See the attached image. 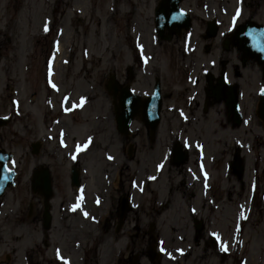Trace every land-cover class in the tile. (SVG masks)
Listing matches in <instances>:
<instances>
[{
	"label": "flooded vegetation",
	"instance_id": "af4514ba",
	"mask_svg": "<svg viewBox=\"0 0 264 264\" xmlns=\"http://www.w3.org/2000/svg\"><path fill=\"white\" fill-rule=\"evenodd\" d=\"M109 2L116 6L121 3L132 6V22L139 21L140 6L148 11L146 20L152 23L154 39L158 44L167 42L173 49H166L162 61L167 64L172 59V81H178L179 85L171 93L166 92L163 78L156 74L152 64L156 55L150 50L148 64L139 59L137 62L138 57L132 55V65L124 73H113L116 90L109 88L107 81L100 85L103 93L99 95L102 100L96 120L101 125L110 117L114 120L120 152L127 153L130 161L136 157L144 133L154 148L161 143L162 137V153L153 156V168L149 172L146 168H131L120 158L116 160V155L108 153V149L103 150L100 137L90 131L85 154L100 149L107 162L102 165L98 160L102 178L92 197H87L84 209L56 211L52 205L48 221L45 195L31 188L28 209L15 212L18 218L27 216L25 223L31 225H25L22 220L19 225L1 227L0 264H203L208 251L215 252L224 244L227 247L234 243L241 245L244 240L252 217V192L246 196L245 178L236 174L232 158L237 151L246 154L255 121L261 120L257 104L260 88L264 86V64L254 56L245 25L250 23L257 29L264 26V0ZM187 23L190 29H186ZM158 24L165 25L160 33ZM259 35H262L260 31ZM3 47L0 43V67ZM13 64L17 68L20 59L15 58ZM148 67L153 72L148 73ZM33 68L32 63L24 67V82L29 90L21 112L22 139L37 137L22 148V175L28 185L46 165L40 162L47 153L41 141L46 130L62 132L64 138L69 139L71 129L62 117H68L64 116L65 111L73 103V93L69 89L62 94L58 89H54V93L48 91L47 113L40 112L45 123V130L42 129L36 117L40 94ZM139 73L145 78L147 88H140ZM158 84L159 97H152ZM247 84H251L248 91ZM129 93L139 98L132 105V124L122 132L118 129L117 118L125 115L124 102ZM171 100L174 103H169ZM0 115H10L11 124L18 118L7 111ZM50 115H53L51 120ZM209 115L217 116L232 133L239 131L242 135L240 142L235 137L232 157L224 161L221 169L224 180L235 182L227 187L228 197L232 199L234 193L239 195L231 212L229 203L220 197L223 189L218 184L217 166L222 153L218 155L212 151L216 130L200 121ZM69 117L73 120L74 116ZM5 127L0 128V132ZM38 142L40 146L35 152L34 145ZM54 154L60 161L63 153L59 150ZM72 154L70 149L62 156L70 160ZM75 162L82 166L80 159ZM48 167L53 184L52 202L59 174ZM172 170L177 171L180 179L171 176ZM2 214L5 220L13 215L11 211L0 209ZM78 217L84 220L83 225L76 224ZM19 240L27 242L19 243Z\"/></svg>",
	"mask_w": 264,
	"mask_h": 264
},
{
	"label": "rangeland",
	"instance_id": "374dc122",
	"mask_svg": "<svg viewBox=\"0 0 264 264\" xmlns=\"http://www.w3.org/2000/svg\"><path fill=\"white\" fill-rule=\"evenodd\" d=\"M119 1L126 2L127 0ZM140 8L139 21L132 22L134 9L127 3L112 7L109 0H0V43L4 44L2 52L3 69L0 67L2 70L0 112L12 111L14 100L18 101L21 106L17 107L16 114L18 118L15 122L0 132V146L2 145L9 151L14 152L16 164L20 168L18 184L10 188L0 201V209L13 213L8 220L3 218V214L0 215V229L1 227L19 225L20 221L23 220L25 223L28 220L27 216L18 218L15 214L18 209L23 211L28 209L31 197L30 184H27L22 175V148L37 139L36 136H30L25 140L21 137L23 123L20 114L25 94L29 90L24 82L26 74L24 67L27 64L32 63L34 65L33 70L39 83L38 91L41 94L40 101L48 95L49 90L45 82L44 72L46 63L51 59L53 71L58 70L56 79L61 85L64 84L61 94L68 89L72 91L76 99V109L72 114L74 117L73 120L69 116L63 117V120L68 122L71 129L68 138L71 139L72 136L77 138L76 145H80V142L91 131L95 137H100L99 143L103 145V150L108 149V153L115 154L116 160L120 158L121 162L129 163L131 168H146L147 172L152 170L151 161L153 156L157 155L158 152L159 155L162 153V137L161 143L154 148L149 144L144 133L141 142L138 144L136 157L130 161L127 153L122 154L120 152L114 120L110 117L104 125L96 120V117L100 114L99 102L102 100L99 95L103 93L100 85L102 86V83L107 81L114 72L118 75L124 73L126 68L132 65V55L138 57V62L139 51L142 49H145L144 52L147 54L150 50L156 55V59L152 64L156 68V74L162 76L167 93H171L179 85L178 81H172L170 70L172 59L167 64L162 61L166 49L173 50L172 47L167 42L157 43L153 36L152 23L146 20L148 11L141 6ZM50 26L51 28H49ZM46 27L49 32L45 30ZM54 41H59L58 43L63 45L64 56L68 57L63 59H70L68 63L59 62L60 59L56 56L57 44H54ZM21 55L24 56V58H21V65L15 68L13 64L15 58ZM159 63H161V69L158 67ZM149 72H153L151 67H148ZM139 79L142 81L140 88H147L145 78H142L140 73ZM250 85L247 84V91L250 89ZM93 87L96 89L93 90ZM109 97H111L110 94ZM40 101L39 104L37 103L38 114L36 117L42 129L45 130V123L44 120L42 121L40 112L47 113V110H45L47 108ZM169 103H174V101L171 100ZM246 103L248 104V100H246ZM52 116L50 115V120ZM200 121L210 124L209 129L216 130V135L212 139L214 145L212 151L217 152L218 155L222 153V159H220L217 166L219 169L217 175L220 177L217 178L218 184L223 189L220 197L229 203V211L231 212L236 207L239 195L234 193L232 199L228 197L227 187H232L235 182L234 180L231 182L224 180L225 175L221 172V169L224 161L232 157L233 145L236 143L235 137L240 142L242 135L237 130V133H232L229 128L225 127V123L223 125V122L221 123L218 120L217 116L209 115ZM173 123L171 121V124ZM82 124L86 125L84 132L80 131L81 127L79 126ZM253 129L251 144L246 149V196H249L250 183L255 181L253 175L258 180L259 187L254 198L252 219L245 230L244 236L247 243L241 256L247 259L248 264H264V204H261L259 198L260 192L264 189V123L256 120ZM85 132L86 134H84ZM47 133L53 134L54 140L53 136L52 139H49ZM255 134H258V136L255 137ZM259 134L262 135L261 138ZM42 137L47 153L40 162L50 166L52 172L57 171L59 174V178L55 181V198L52 200L53 210L72 209L79 211L84 209L83 206L87 197H92V192L96 190V185L100 183L102 178L99 161L102 165L107 162L101 155L102 151L96 149L90 155L80 157L83 164L81 167L82 188L78 191L70 184L72 163L63 158L62 155L66 151L59 149L60 145L59 139L56 137V131L53 130L52 133L46 130ZM151 149H154L153 152ZM59 150L63 153L60 161L55 159L54 154ZM127 151L128 149L125 150V152ZM192 161L194 162V158ZM171 176L175 180L181 177L176 170H172ZM236 185L238 187V184ZM1 202L4 205H1ZM62 203H64V206L68 205L69 207L62 206ZM13 216L16 218L13 219ZM27 224L31 225L26 222L25 225ZM76 224L83 225L84 220L78 217ZM18 242L26 243L27 241L19 240ZM235 254L239 255L240 253ZM204 255L205 261H203V264H218L220 262L233 264L234 260V254L231 257L223 258L218 255L217 251H208ZM18 263L20 262L18 261ZM238 263L239 258L234 264Z\"/></svg>",
	"mask_w": 264,
	"mask_h": 264
},
{
	"label": "water",
	"instance_id": "95a60500",
	"mask_svg": "<svg viewBox=\"0 0 264 264\" xmlns=\"http://www.w3.org/2000/svg\"><path fill=\"white\" fill-rule=\"evenodd\" d=\"M129 123V121H127V124ZM6 169V167L4 166L3 167V170H5ZM47 175H46V172H44V178L46 177ZM76 177H77V174L73 177L74 178V182L75 183H78V180L76 179ZM5 180H7V178L5 179V172L3 173V174H1V178H0V185L1 184H3L4 182H5ZM35 184L36 185H40L41 184V180L39 179V180H36V182H35ZM44 184V186H48V179H46V181L43 183ZM43 184H41V185H43Z\"/></svg>",
	"mask_w": 264,
	"mask_h": 264
},
{
	"label": "snow or ice",
	"instance_id": "6c2138e0",
	"mask_svg": "<svg viewBox=\"0 0 264 264\" xmlns=\"http://www.w3.org/2000/svg\"><path fill=\"white\" fill-rule=\"evenodd\" d=\"M45 30L47 31V27L45 28ZM53 87H55V85H53ZM85 215L87 216V213H85ZM224 247V250H227V246H223ZM161 251H163V249H161Z\"/></svg>",
	"mask_w": 264,
	"mask_h": 264
}]
</instances>
